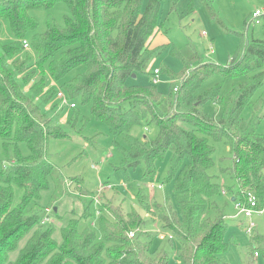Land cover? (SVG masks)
I'll list each match as a JSON object with an SVG mask.
<instances>
[{
  "label": "trees",
  "instance_id": "1",
  "mask_svg": "<svg viewBox=\"0 0 264 264\" xmlns=\"http://www.w3.org/2000/svg\"><path fill=\"white\" fill-rule=\"evenodd\" d=\"M57 1L0 0V35L6 21L14 38L10 43L0 39V139L6 160L0 170V264H170L168 251L153 247L149 230L145 234L152 236L145 240L138 237L143 231L129 236L148 224L137 211L101 216L99 231L80 229L92 218L90 200L82 219L59 227L42 224L45 194L56 182L64 183L48 158L49 142L73 135L52 110L57 103L47 110L59 89L72 101L90 104L110 127L122 167L142 166L146 185L155 181L158 161L171 150L164 181L173 183L174 200L148 201L140 188L139 202L177 241L180 264H228L220 259L228 247V216L216 198L223 191L235 199L252 192L259 207L264 206V135L258 132L264 96L257 100L264 93V38L248 40L239 33L241 54L226 65L176 49L184 69L169 76L173 82L184 77L177 90L174 86L164 94L153 84H127L164 49L162 44L150 46L161 30V0H63L70 9L65 23L50 15L46 29L36 32L39 20L32 11L50 9ZM201 1L209 8L212 0ZM250 17L248 26L256 21ZM258 19L264 23V14ZM215 73L237 81L225 93L220 83L199 92ZM207 101L219 104L222 113L209 116L203 109ZM247 107L251 114L244 119ZM73 110L69 126L79 117V106ZM142 124L155 125L157 135L147 140L131 134ZM21 142L30 154L21 153ZM217 142L228 147V165L222 169L232 183L226 186L213 172ZM53 215L58 216L54 209ZM255 240L264 253V237Z\"/></svg>",
  "mask_w": 264,
  "mask_h": 264
},
{
  "label": "rangeland",
  "instance_id": "2",
  "mask_svg": "<svg viewBox=\"0 0 264 264\" xmlns=\"http://www.w3.org/2000/svg\"><path fill=\"white\" fill-rule=\"evenodd\" d=\"M257 10L264 14V0H212L209 8L201 0H161L159 19L161 33L154 39L153 46L162 44L164 49L158 50L155 58L150 61L147 71L131 76L127 84L136 86L153 84L160 92L170 94L174 86L179 87L182 84L184 77L173 82L169 76L170 72L178 74L184 69V62L176 55V49L186 55L198 53L204 62L228 64L230 57L241 54L242 38L239 33L245 34L248 40L264 38V23L261 20L253 22L251 19L248 26V18ZM32 14L39 20L36 32H42L46 29L50 15H53L60 24H64L66 16L70 15V9L67 3L61 0L50 9L39 8L32 11ZM0 39L3 43H10L14 39L6 21H3ZM194 65L192 64V67ZM155 69L160 71L157 84L153 83ZM235 81L237 80L225 79L215 73L202 84L199 92L220 83L221 91L225 93L232 88ZM262 89L256 93V98L263 92ZM263 96L264 93L257 100H261ZM76 102L79 106V117H76L70 126L68 124L73 109L61 108L57 96L47 106L49 110L54 103H57L52 110L58 112V121L73 134L71 139L51 138L49 142L48 158L58 168L64 181V183L56 182L55 189L49 190L43 199L44 203H47L46 206L58 213V216H52L53 223L59 227L72 218L82 219L85 216L84 208L90 200H93L90 207L92 218L88 222H82L80 229L88 226L92 230L99 231L101 216L113 218L116 217L115 211L120 213L137 211L148 222L137 231L138 233L143 231L138 235L139 239L145 240L149 238L147 235L153 234L151 237L153 247L167 250L170 264H180L177 256L179 246L177 241L170 239L165 233L162 235L157 233L159 230L163 231L161 222L151 212H145L138 199L139 190L142 188L149 196L148 201L163 203L167 197L170 202L174 200L173 183L164 181L172 156L171 150L167 151L164 158L157 163L156 188L151 191L143 180L142 166L122 167V154L118 148H114V136L108 124L93 114L90 104ZM203 109L209 116L222 113L220 105L213 101L205 102ZM250 114L251 110L247 107L243 112V118L248 119ZM262 114L258 132L264 135V111ZM157 133L158 129L153 124L136 125L131 130V134L147 140L154 138ZM19 150L24 155L30 154L25 142L19 143ZM227 155L226 144L215 143L213 172L219 176L222 186L232 183L231 178L224 174L222 169L228 165V161H225ZM4 162L6 160L0 139V170ZM74 177L76 179H73ZM159 184H163V188L159 189L157 187ZM102 188L106 189L101 191ZM20 194L21 190L17 188L15 193L17 201ZM216 199L226 212L229 224L225 236L228 247L220 254L222 262L264 264L263 247L255 240L257 236L264 237V212L254 215L255 229L250 234L246 230L247 219L242 216L233 217L237 214V209L232 196L223 192ZM148 230L152 234H145ZM255 252L258 253L257 256Z\"/></svg>",
  "mask_w": 264,
  "mask_h": 264
},
{
  "label": "built area",
  "instance_id": "3",
  "mask_svg": "<svg viewBox=\"0 0 264 264\" xmlns=\"http://www.w3.org/2000/svg\"><path fill=\"white\" fill-rule=\"evenodd\" d=\"M262 14L260 13L259 10L255 11L252 16L256 19V22H259L260 20L258 19ZM23 45L25 49H29L30 48V42L27 39L23 40ZM159 74L160 71L158 69H155L153 72V83L157 84L159 82ZM178 87H175V90H177ZM57 98L59 99V104L60 107H69L71 109L75 108L77 106V103L75 101H72L68 95L66 94V92L62 89H59L57 92ZM70 185V184H69ZM151 191H153L156 188V184L155 181L150 182L146 185ZM104 187V186H102ZM110 188L112 187L111 185L109 186ZM159 189L163 188L162 184H159L157 186ZM106 188H102L101 191H103ZM224 193H226L225 191H223ZM244 198L241 199L240 197L238 199L234 198V202L236 204V209H237V214L233 217H238V216H242L245 219H247V224H246V230L247 233H253L254 229H255V222L253 220V217L256 213H263L264 212V206L262 208L259 207L258 205V201H257V197L254 193L252 192H244ZM53 210L50 207L46 208V214L42 220V224H46L48 222H53ZM139 230V229H138ZM132 231L129 233L130 237H134L136 232L138 231ZM164 231V230H163ZM158 231L157 233H159L160 235L164 234L169 236L170 239H173V235L171 233H167L166 231ZM256 255H258V253L256 252Z\"/></svg>",
  "mask_w": 264,
  "mask_h": 264
},
{
  "label": "crops",
  "instance_id": "4",
  "mask_svg": "<svg viewBox=\"0 0 264 264\" xmlns=\"http://www.w3.org/2000/svg\"><path fill=\"white\" fill-rule=\"evenodd\" d=\"M160 33H161V30H159V31L157 30V34H156V36H157L158 34H160ZM156 36H154L152 42H150V45H151L152 47H154V46H153V43H154L153 41H154V39L156 38ZM154 45H155V46H158V45H156V44H154ZM229 195H230V194H229ZM232 199H233V198H232ZM179 262H180V261H179Z\"/></svg>",
  "mask_w": 264,
  "mask_h": 264
},
{
  "label": "water",
  "instance_id": "5",
  "mask_svg": "<svg viewBox=\"0 0 264 264\" xmlns=\"http://www.w3.org/2000/svg\"><path fill=\"white\" fill-rule=\"evenodd\" d=\"M133 76H135V74ZM232 200H234V198Z\"/></svg>",
  "mask_w": 264,
  "mask_h": 264
}]
</instances>
